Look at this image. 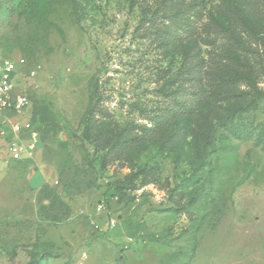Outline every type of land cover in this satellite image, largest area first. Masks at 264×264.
<instances>
[{
	"label": "rangeland",
	"instance_id": "374dc122",
	"mask_svg": "<svg viewBox=\"0 0 264 264\" xmlns=\"http://www.w3.org/2000/svg\"><path fill=\"white\" fill-rule=\"evenodd\" d=\"M161 2L0 0V58L52 133L41 200L0 163V264H264V95L240 136L224 117L207 140L194 117L175 143L163 128L121 151L85 132L93 76L109 128L143 124L139 109L162 103L170 63L135 33Z\"/></svg>",
	"mask_w": 264,
	"mask_h": 264
},
{
	"label": "trees",
	"instance_id": "16d2710c",
	"mask_svg": "<svg viewBox=\"0 0 264 264\" xmlns=\"http://www.w3.org/2000/svg\"><path fill=\"white\" fill-rule=\"evenodd\" d=\"M142 14L135 33L154 43L170 63L161 70L164 81L157 94L162 103L139 109L143 124L119 127L114 122L109 128L111 115L103 106L99 77L93 76L83 124L86 133L94 132L96 147L109 142L108 151L128 150L163 128L166 142L175 143L196 125L194 117L198 125L203 121L204 140L221 117L229 131L243 135L242 115L257 108L264 95L259 87L264 77V0H162L150 17ZM184 118L187 126H173Z\"/></svg>",
	"mask_w": 264,
	"mask_h": 264
},
{
	"label": "crops",
	"instance_id": "0c3cea01",
	"mask_svg": "<svg viewBox=\"0 0 264 264\" xmlns=\"http://www.w3.org/2000/svg\"><path fill=\"white\" fill-rule=\"evenodd\" d=\"M17 72L13 77L14 91H16L15 79ZM31 98V97H30ZM12 117V116H11ZM21 122H30L31 127L19 134V140L26 146V151L20 159L14 160L10 158L6 141L10 135L3 137L0 136V149L3 151V159L0 163L4 166L11 167V169L18 173H23L28 181V185L33 193H36V200L38 201L48 194L51 190V171L48 166V158L52 141V133L50 128L47 127L45 116L42 109L38 105H30L25 110L23 116L20 118ZM14 120V117L12 118ZM33 125V122L35 123ZM47 129H44V128ZM16 199L22 200V194L14 196Z\"/></svg>",
	"mask_w": 264,
	"mask_h": 264
},
{
	"label": "built area",
	"instance_id": "2783aa9c",
	"mask_svg": "<svg viewBox=\"0 0 264 264\" xmlns=\"http://www.w3.org/2000/svg\"><path fill=\"white\" fill-rule=\"evenodd\" d=\"M16 69L17 65L12 60L0 58V136L10 135L6 147L10 158L14 160L20 159L26 151L19 134L31 127L30 122H21L19 119L30 105V97L24 92L14 91ZM30 74L34 75L35 71H30Z\"/></svg>",
	"mask_w": 264,
	"mask_h": 264
}]
</instances>
